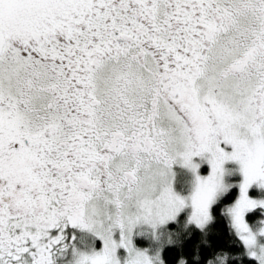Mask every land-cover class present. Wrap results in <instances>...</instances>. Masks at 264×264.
Wrapping results in <instances>:
<instances>
[{
    "label": "snow or ice",
    "instance_id": "1",
    "mask_svg": "<svg viewBox=\"0 0 264 264\" xmlns=\"http://www.w3.org/2000/svg\"><path fill=\"white\" fill-rule=\"evenodd\" d=\"M0 264H264V0H0Z\"/></svg>",
    "mask_w": 264,
    "mask_h": 264
},
{
    "label": "trees",
    "instance_id": "2",
    "mask_svg": "<svg viewBox=\"0 0 264 264\" xmlns=\"http://www.w3.org/2000/svg\"><path fill=\"white\" fill-rule=\"evenodd\" d=\"M168 258H169V260L172 259V254L171 253L168 254Z\"/></svg>",
    "mask_w": 264,
    "mask_h": 264
}]
</instances>
